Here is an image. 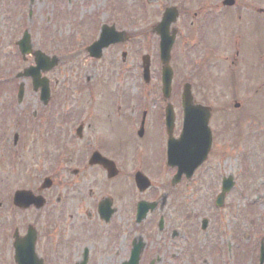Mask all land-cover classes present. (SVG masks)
<instances>
[{"label":"rangeland","instance_id":"rangeland-1","mask_svg":"<svg viewBox=\"0 0 264 264\" xmlns=\"http://www.w3.org/2000/svg\"><path fill=\"white\" fill-rule=\"evenodd\" d=\"M178 1L63 0L59 3V0H34L31 6V20L23 21L19 32L20 37L24 29L28 30L32 45L31 54L26 55L23 60L19 53L10 54L11 49L7 44L0 46V128L7 129L8 137L11 139L18 127L10 121L19 114L67 113V137L70 142V138L76 140L75 129L81 113L129 114L138 113L141 109L150 115L153 113L152 117L156 113H161L166 102L162 101L158 94L148 95L145 101H142L135 97L137 93L134 88L137 87L140 79L139 56L144 54L150 56L151 77H158V37L152 28L160 21L163 10L174 6ZM190 1H185L186 11ZM241 3L240 0L238 6ZM257 4L259 7H264V0H258ZM234 10H228V14L234 13L232 14L234 16L228 17L229 23L226 26L228 41L234 42L235 33L240 35L237 31L238 26L248 34L255 36L262 59L259 64L260 87L259 91L256 87L252 90L251 87L240 84L234 85L233 88L229 87L228 80L224 78L214 79L206 86L205 84L196 86L195 101L200 105L210 107L214 113L213 116L217 115L215 120L218 116L223 118L221 116L223 113H233L228 114L227 120H234L232 116H236V120H239L238 132L232 128V131H227L226 136L214 139L209 152V160H207L208 164L203 167H207L208 171H197L195 178L186 182L181 181L180 184L172 187L170 185L172 172L165 169L161 183L159 165L163 162L166 152L154 127L148 128L143 138L133 134L127 122H120L117 118L111 121L113 129L100 122L96 123V128L106 132L112 129L109 137L107 133L105 134V137L109 139L111 150L127 155L128 159L137 145L142 146V155L138 158V153H136L135 160H140L142 171L150 179L152 187L140 194L135 189L132 178V207L139 200H152L160 192H164L168 198L165 206L166 215L170 216L172 213L174 217H179L175 221L180 226L186 222V225L188 223L192 225H188L191 229L195 227L196 234L191 237L195 238L201 247L216 236L214 228H212L214 230H209L208 236L202 231L199 234L201 220L210 219L212 227L213 225L217 227L218 224H215L214 217L219 212L217 220L219 219L220 226L218 227L227 234L222 235V242L224 243L226 236V244L228 242L234 247L231 248L228 245L226 249V264H256L260 238L264 236V15L254 14L252 18H247V14L242 11L238 19ZM190 19L192 17L189 16L188 20ZM100 24L107 26L114 24L116 30L125 31L130 38L125 45L117 44L111 47L109 53L96 60L89 57L85 51L84 53L80 51L89 41L94 40L93 37L100 29ZM0 41L4 42L2 38ZM256 44L252 43L253 47H256ZM37 50L41 51L49 61L56 59V67L41 74L42 77L48 79L50 84V100L45 107L39 102V91L33 92L29 79L14 78L17 73L34 65L33 54ZM76 51L80 53H75ZM122 52H126L124 60L121 59ZM6 76L13 78L8 84L5 83ZM181 78H186V76L183 75ZM18 83L24 85V96L20 104L16 97ZM248 90L254 93L250 101L245 100L243 96ZM118 93L128 94L116 97ZM234 94L237 95L233 96ZM167 101L172 104L175 113H180L178 97H171ZM235 104L240 105L239 108L236 109ZM218 121H214L215 127ZM24 125L28 127L29 124L25 122ZM24 125H19L20 132L24 130ZM26 132L30 131L27 129ZM54 137L52 135L53 139ZM28 138L29 134L25 141L23 140V147L20 146L19 151L16 150L19 155L15 156L13 162L15 172L11 166L13 156L6 154L8 147L0 141V153L5 154L4 158L0 157V163L3 159L9 158L0 164V202L3 200L0 206V226L3 224L0 228V264H16L11 236L14 228H18V234L23 236L28 225H37L41 229V223L45 220H47V229H43L42 232L50 231L51 236H55L54 240L60 243L57 251L61 253V256L56 258L52 255L47 260L49 264H75L78 261L76 260L77 254L81 253L84 243H87L89 252L95 254L86 264H121L127 254L124 250L128 238L130 235L132 238L137 235L136 230L139 226L133 224L134 222L131 226L121 224L125 227L122 228L126 239L122 241L119 250L118 243L122 229L114 222L108 226H99L92 220L88 225L89 231L83 236L59 234L56 227L60 220L67 222L68 227H76L82 222L81 218L84 216L81 211L74 209L76 200L68 201L69 207L65 211L56 202L57 197L63 194V178L60 172L52 177V186L45 192L48 196V203L39 211L30 208L17 209L12 214L9 211L7 213L8 204L4 200L7 196L6 189L14 186V189L24 188L34 192L44 182L45 176L53 173L51 170L55 160L54 150L50 147L52 144L49 143L47 148H42L35 143L34 145L32 142L29 143ZM75 149L77 150L78 146ZM122 164L129 171L137 167L132 160ZM73 168H75L74 165L69 169ZM13 174L15 175L12 176ZM228 176L233 177L235 187L227 195L223 207L217 210L213 207V197L219 193L221 178ZM120 185L122 188L116 194H126L127 190L124 189L122 183ZM213 190L215 191L212 193ZM96 191H94L95 197L99 195ZM70 215L74 216L73 220L72 217L69 218ZM158 216L159 211L156 209L154 216L148 215L145 227L149 229ZM178 240L180 247L182 246L185 251L186 248L180 239ZM108 242L112 243V248ZM155 242L156 238L153 244H148L147 252L154 251ZM236 245L239 246L238 249L235 248ZM111 251L115 253V257L111 256L112 258L108 259L102 255L111 254ZM179 257L180 264H188V260H185L182 255ZM139 264H149L148 259L145 257ZM154 264L159 263L154 262Z\"/></svg>","mask_w":264,"mask_h":264},{"label":"flooded vegetation","instance_id":"flooded-vegetation-1","mask_svg":"<svg viewBox=\"0 0 264 264\" xmlns=\"http://www.w3.org/2000/svg\"><path fill=\"white\" fill-rule=\"evenodd\" d=\"M33 1L34 0H0V38L4 40L3 43L0 41V46H5L4 44H7L9 49H11L10 54H14L15 52L16 54L19 53L18 42L24 33L30 37L27 29H22L23 31L20 37L19 32L23 21L31 20V6L33 5ZM61 1L63 0H59V3H62ZM185 1L179 0L178 3L174 5L178 16L173 25V28L176 30V35L171 50V61L174 64L173 69L176 77L174 76L171 95L180 98L184 86L189 85L192 95L195 97V88L197 85L205 84L206 86L209 82L211 83V81H214V79L219 80L220 78H224L226 81L228 80L227 82L230 86L240 84L241 86L247 85L251 87L252 90L253 87L259 90V64L262 59L261 51L256 44L255 36L248 34L247 31L245 32V30L239 26V30L237 31L240 32V35L235 33V40L230 43L226 32V26L229 23L228 19L234 16L232 15L234 14L233 12H230L232 14H228L229 9H235L234 11L238 19L242 11L247 14V18H252L254 14L264 15V10L255 8L253 5H248L247 3L251 1L250 4H253L258 0H241L242 3L239 6L238 2L240 0H237L236 4L230 8L223 6L221 0H191L188 4L189 7L187 11L185 10ZM189 16L192 17V19L188 20ZM99 35L100 29H98L96 36L98 37ZM129 38V35L125 32V41L119 45H125L129 41ZM252 43H255L256 47H253ZM114 46L115 45H110L104 48L102 50V55L109 53L112 49L111 47ZM124 53L126 55V52H122L121 57ZM180 75H184L186 78H181ZM11 78L12 77H7L5 83L8 84ZM14 78L20 79L19 73H17ZM29 80L33 92L37 93L38 91L36 92L33 89L32 80ZM153 80L154 82L149 81L148 83H143V81L139 79L137 87L134 88L135 93H137L135 97L145 100L148 95L158 94L160 92V83L157 78ZM19 85L20 83L17 85V91ZM249 92L250 90L244 93L247 100H250L249 96H253ZM127 94L128 93H118L117 97L127 96ZM236 95L237 94H234L233 96ZM152 114L153 113H151V115ZM213 114L214 113H209V116H207L212 146L216 137L226 136L227 131H232V128L238 129L239 122V120H236V116L231 117L234 118V120L226 119L229 117L228 114L232 115L233 113H223V115H221L223 118L217 117L219 121L215 127L214 121H217L215 120L217 115L215 114V116H213ZM151 115L149 113H81L78 116V125L82 127L80 138L78 139L79 141H74L70 138V142H68L67 113H23L15 116V118H12L10 121L14 122L18 127L16 134H14L11 139L8 137V130H5L3 127L0 128V141L8 147L6 154L12 156L17 154L16 150L20 145H23V140L25 141L27 138L24 130L22 132L19 131V125L27 122L29 126L26 129L30 131L28 132L29 138L31 139L32 137L34 140L35 137L36 141L34 140V142L37 146H42L44 148L47 144H52L50 147L54 150V165H59V168L56 172L50 173L49 175L55 177L58 172H60V176L63 178V194L57 197L56 202L60 203L62 210L65 211L69 207L68 201L76 200L74 209L76 211H81L84 215L83 218H81L82 222L76 225V227H68L66 225L67 222H62V220H60L56 227L59 230V234L67 233L83 236L85 232L89 231L88 225L92 220L93 223H97L99 226H108L114 222L122 229V235L118 243L119 250L122 241L126 239V234L123 229L125 227L121 224H129V226H131L133 223V212L136 208L135 205L132 207L131 187L133 188V186L131 170L129 171L126 169L122 163L132 160L134 152H137L138 157H140L142 155V146L137 145L128 159L127 155L116 153L111 150L109 139L105 137V134L107 133V137L111 135V131L114 128L111 126V121L117 118L120 122H127L131 132L133 131L135 135L142 129L143 136L141 138L146 136L145 134L148 128L154 127L164 148L169 137L172 139L179 138L183 126V113H174L170 133H167L165 128L164 113H156L153 117ZM97 122L107 127L110 126L112 129L107 130V132L104 130L99 131L96 128ZM135 124L136 126H134ZM229 124H234V126H230ZM133 127L134 129L136 128L135 131ZM87 131H89V133ZM52 135L55 136L54 139ZM15 137H17V141H15ZM52 140H54L53 143ZM77 146L78 149L76 150L75 148ZM107 148L110 149L107 150ZM96 153L112 161L118 170V174L112 178H108L107 172L103 166L99 164L90 165L91 158L93 154ZM0 157L4 158L5 154L0 153ZM6 160L3 159L1 163L6 162ZM72 165H74L75 168L69 169ZM161 166L162 162L159 165V178L162 176ZM51 171H53V169ZM175 171L176 169L173 170V172ZM14 175L15 174L12 176ZM183 179L184 177H182L181 181H184ZM52 180L53 179H51V186ZM120 183H122L124 189L127 190L126 194H116V192L122 188ZM95 190H97L96 193H99L97 197H95ZM46 191L47 189L39 187L33 192L34 195L41 196L45 200V205L48 203ZM163 195L164 192L159 193V206L148 214L149 216H154L156 209L159 211V216L153 221L151 224L152 226L149 229L145 227L148 219L147 215L145 221L136 225L139 226L136 230L137 235H134L133 238L131 235L129 236L128 242L126 243L127 246H125L124 250L127 254L124 256L125 258L122 259V263L130 260L133 242L135 239L141 238L143 251L140 261L144 260L146 257L149 264H154V262L159 264H180L178 259L181 255L185 260H188V264H226V249L228 245L231 247V244L228 242L226 244V236L224 238V243L222 242V235L227 234L223 232L222 229H219V225L217 227L213 225L212 227V223H210L211 220L207 219L206 229L204 231L200 230L199 234H201L202 231V233L205 232L204 235L208 236L210 234L209 230L214 228L216 230H212H214V235L216 236L210 239L204 247H201L200 243L197 242L195 238L193 239V237H191L196 234L195 227L191 229V227L188 226L191 224L188 223L186 225V222H184V225L180 226L175 221V219H179V217H174L172 213L170 216L166 215L167 211L165 206L168 198L166 197L164 204H162ZM4 200H6L8 204L10 202V197H6ZM154 200L155 199H152L151 201ZM102 204H105L104 208L108 213V216H106L109 219L108 221H105L107 218L101 217L98 213L99 206ZM31 209L36 210L33 207H31ZM71 217L73 220L74 216L70 215L69 218ZM215 224L217 225V223ZM46 225L47 220L41 223V229H39L37 225H32L37 233L35 251L43 261L49 260L52 255L53 258L61 256V253L57 251L60 243L54 240L50 231L42 232L43 229H47ZM1 226H3V224ZM144 238L146 240H144ZM154 238H156V247L154 251L149 250L147 252L146 248L148 244L154 243ZM178 239H180L182 245L186 248L185 251L182 246L180 247ZM260 239L259 246L262 240L264 244V239ZM234 242L235 241H233V243ZM86 244L87 243L83 244L81 253L77 254V262L82 260L88 262L91 257L95 256V254L89 252V248ZM108 244H110V248H112V243L108 242ZM235 248L238 249L239 246L236 245ZM102 255L108 259L115 257L114 252ZM69 256L72 257V255Z\"/></svg>","mask_w":264,"mask_h":264},{"label":"water","instance_id":"water-1","mask_svg":"<svg viewBox=\"0 0 264 264\" xmlns=\"http://www.w3.org/2000/svg\"><path fill=\"white\" fill-rule=\"evenodd\" d=\"M226 5H232V0H226L224 2ZM176 10L174 8L166 9L162 21L158 23L153 31L160 37L161 43V60L164 63V68L162 71V82H163V93L164 97L168 98L169 96V87L171 83V70L168 66L170 58V49L174 41L175 30L170 34L169 28L176 20ZM122 33L114 32L113 28L103 29L102 37L100 43L94 44L89 48L91 56L98 58L100 56V50L102 47L106 46L108 43L119 42L122 40ZM19 49L21 54L24 56L29 52V39L28 36H25L19 43ZM35 63L36 67H31L26 69L23 74L19 75L20 77H31L33 80L34 89L41 87V101L46 104L48 100V82L46 79H40V71H49L56 65V59L53 58L51 61L45 57L40 52H35ZM144 62V77L148 76V57L143 59ZM22 98V89L20 91L19 99ZM182 107L183 112L185 113V124L183 128V135L181 142L183 144H177V142L170 141L167 148L168 164L169 166L176 165L178 166V174L185 173L187 176H191L193 171L205 160L206 155L209 151L210 137L208 132L205 130L206 121L203 120V123L194 116H203V113H210V109L195 105L192 101L191 94L184 92L182 97ZM166 113L168 120L172 118V107L168 106L166 108ZM189 118V119H188ZM197 119L193 124V120ZM184 145V146H183ZM187 148V149H186ZM93 162L101 161L105 164L104 159L93 157ZM175 180H177L175 178ZM136 184L138 188L142 191L148 186L145 178L141 175H137ZM49 182H45L44 186H48ZM232 186L231 179L224 181L223 183V193L227 191ZM34 202L32 196L28 192H19L15 195V203L18 206L27 207L29 204ZM37 204V203H36ZM40 207L41 204L36 205ZM153 205H148L146 203H140L138 205V220L141 221L149 208H152ZM104 207V206H103ZM32 232V231H31ZM28 232L21 240H16L14 243L15 249V262L17 264H41L34 256L33 253V244L35 241L34 232ZM143 245L139 243L134 244V249L132 250V256L128 263L125 264H137L139 261V256ZM85 264V263H82Z\"/></svg>","mask_w":264,"mask_h":264}]
</instances>
